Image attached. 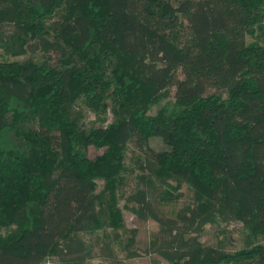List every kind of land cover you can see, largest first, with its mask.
<instances>
[{"label":"trees","instance_id":"trees-1","mask_svg":"<svg viewBox=\"0 0 264 264\" xmlns=\"http://www.w3.org/2000/svg\"><path fill=\"white\" fill-rule=\"evenodd\" d=\"M128 143L149 155L124 208L158 224L151 264H264V0H0V264H86L99 229L146 256L118 205ZM182 184L165 217L158 188ZM231 222L241 248L201 240Z\"/></svg>","mask_w":264,"mask_h":264},{"label":"rangeland","instance_id":"rangeland-1","mask_svg":"<svg viewBox=\"0 0 264 264\" xmlns=\"http://www.w3.org/2000/svg\"><path fill=\"white\" fill-rule=\"evenodd\" d=\"M250 38L246 37V41H249ZM28 55L34 54L36 51V46L31 44L28 50ZM12 59H21L22 56L11 57ZM76 108H79L84 115V124L86 126H96V125H104L111 119V115L108 109H106L104 114H94L87 108L83 106V104L77 103L75 105ZM157 106L151 107L149 110L150 114H153ZM105 116V121H101V119ZM148 147L154 150H162L164 149L163 143L158 138H151L148 141ZM102 149H95L92 146H88L86 149V154L88 158H93L95 155L100 154ZM149 155L145 153V151H137L132 144L128 143L126 145V149L124 152V163L126 166V172H124V177L122 176L120 186L118 187V192L120 198L118 200V205L122 207V219L124 223L136 230L135 242L133 248L137 251L146 250L148 254L146 256H135L132 258L124 259V253L121 251L120 243L116 240L114 242V238L111 232L108 229L97 230L95 234H85L82 233L81 236L84 241L88 244V249L86 252V264H151V259L159 260L156 254L151 253V240L152 238L158 234V224L151 219H147L145 221L137 220L131 212H129L126 208H124V201L126 196H128L132 190L138 185H144L137 176L141 172L139 169L140 162L142 164L143 159L148 157ZM98 188H101L102 183L98 182ZM173 186V183H172ZM98 189V190H99ZM158 196H165V199L158 200L159 206L158 209L162 212L165 217L175 218L176 213H182L188 209L191 205L192 192L189 187L182 184L177 191H173L172 189H167L165 191L162 188H158ZM157 190V191H158ZM162 190V191H161ZM223 233L216 236L213 234L212 228H207V226L202 230L201 240L204 241L205 244H211L215 238L221 240V245L224 246L226 250L233 251L241 248L246 244L245 232L240 226L239 223H230L228 224L222 231ZM111 239V245L114 248H118L115 254V258L121 261H113V259L105 258L100 254V248L103 245V240ZM105 238V239H104ZM122 240L123 238L120 237ZM44 264H55V260L53 258H46L44 260ZM161 261V260H160Z\"/></svg>","mask_w":264,"mask_h":264}]
</instances>
